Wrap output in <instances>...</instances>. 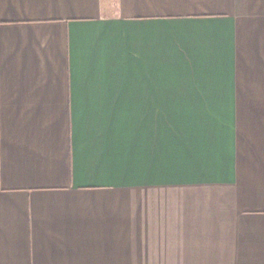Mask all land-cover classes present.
I'll return each instance as SVG.
<instances>
[{
    "label": "crops",
    "instance_id": "crops-1",
    "mask_svg": "<svg viewBox=\"0 0 264 264\" xmlns=\"http://www.w3.org/2000/svg\"><path fill=\"white\" fill-rule=\"evenodd\" d=\"M0 264H264V0H0Z\"/></svg>",
    "mask_w": 264,
    "mask_h": 264
}]
</instances>
